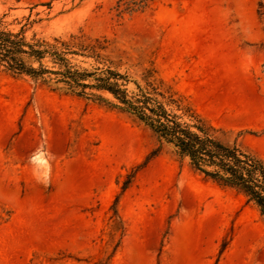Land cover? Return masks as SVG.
<instances>
[{"label":"rangeland","instance_id":"1","mask_svg":"<svg viewBox=\"0 0 264 264\" xmlns=\"http://www.w3.org/2000/svg\"><path fill=\"white\" fill-rule=\"evenodd\" d=\"M0 25L106 38L264 158V0H0ZM0 264H264V220L135 117L0 65Z\"/></svg>","mask_w":264,"mask_h":264},{"label":"trees","instance_id":"2","mask_svg":"<svg viewBox=\"0 0 264 264\" xmlns=\"http://www.w3.org/2000/svg\"><path fill=\"white\" fill-rule=\"evenodd\" d=\"M0 65L14 75L105 101L135 117L204 178L243 195L264 220V158L236 141L222 142L215 134L218 129L154 68L145 69L138 80L122 72L106 38L69 34L27 39L24 29L13 32L0 25Z\"/></svg>","mask_w":264,"mask_h":264}]
</instances>
